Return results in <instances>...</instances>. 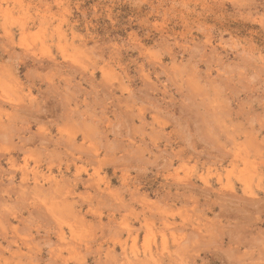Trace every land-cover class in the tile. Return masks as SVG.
Wrapping results in <instances>:
<instances>
[{
    "label": "rangeland",
    "instance_id": "rangeland-1",
    "mask_svg": "<svg viewBox=\"0 0 264 264\" xmlns=\"http://www.w3.org/2000/svg\"><path fill=\"white\" fill-rule=\"evenodd\" d=\"M0 264H264V0H0Z\"/></svg>",
    "mask_w": 264,
    "mask_h": 264
},
{
    "label": "bare ground",
    "instance_id": "bare-ground-1",
    "mask_svg": "<svg viewBox=\"0 0 264 264\" xmlns=\"http://www.w3.org/2000/svg\"><path fill=\"white\" fill-rule=\"evenodd\" d=\"M237 155H238V154H237ZM238 157H239V156H238ZM234 163H235V162H234ZM228 187H229V185H228ZM230 189H231V188H230ZM150 254H152V252H150ZM139 260H140V259H139ZM142 262H145V261H142ZM142 262H141V263H142ZM132 263H133V262H132Z\"/></svg>",
    "mask_w": 264,
    "mask_h": 264
}]
</instances>
